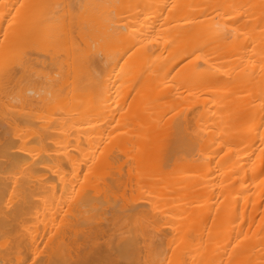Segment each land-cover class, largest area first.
Listing matches in <instances>:
<instances>
[{"label":"bare ground","instance_id":"1","mask_svg":"<svg viewBox=\"0 0 264 264\" xmlns=\"http://www.w3.org/2000/svg\"><path fill=\"white\" fill-rule=\"evenodd\" d=\"M0 264H264V0H0Z\"/></svg>","mask_w":264,"mask_h":264}]
</instances>
